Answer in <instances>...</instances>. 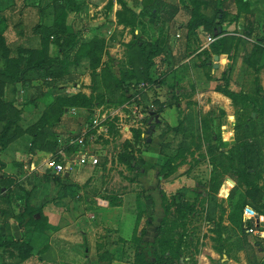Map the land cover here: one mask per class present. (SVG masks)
I'll list each match as a JSON object with an SVG mask.
<instances>
[{
  "label": "rangeland",
  "instance_id": "rangeland-1",
  "mask_svg": "<svg viewBox=\"0 0 264 264\" xmlns=\"http://www.w3.org/2000/svg\"><path fill=\"white\" fill-rule=\"evenodd\" d=\"M56 1L0 0V28L13 52L22 51L24 57L28 50L40 47L42 31L53 30L54 19L59 13ZM76 1L79 10L68 14L66 25L76 31L83 41L103 40L100 60L94 69L95 94L112 96L115 79L123 72L126 77L129 76V61H132L136 77L128 80L126 95L129 98L122 104L117 101L100 104L93 108L91 114L84 111L66 114L65 118L62 115L54 124L57 112L55 98L58 95L78 91L90 94L93 69L87 59H83L78 66L71 64L68 73L51 80L42 79L34 72L29 73L28 79L17 83L15 101L10 106L9 86L0 84V133L8 120L13 119L15 132L20 136L26 134V138L15 146L13 155L5 161L1 160L4 159V149L0 148V228L10 225V233L15 238L23 236L26 227L35 236L44 233L35 231L30 225L19 226L16 221V207L12 201L15 189L9 184L14 178L30 190L35 209L42 208L44 213L47 210L44 208L55 207L60 208L62 215L65 212L64 222L70 225L66 229L69 237L80 238V231L87 229L88 239L91 237L95 248L100 249L101 245L110 243V250L104 254L102 250V257H97L101 264H111L113 260L134 264V246L116 238L115 226L121 213L116 206L132 205L133 214L139 217L138 231L141 220L147 223V219L152 218L153 205L162 206L163 192L166 196L164 203L169 205L168 221L177 215L176 205L181 200L195 204L184 220L187 237L181 247L182 257L173 264H221L229 256L237 258L239 250L244 251L248 260L250 255H255L258 245L264 244L253 239V234L247 232L243 224L240 227L228 220L227 196L235 183L230 181L231 173L225 169L228 159L218 149L220 146L225 149L224 144L229 141L243 142L246 145V166L252 167L251 179L257 187H264V114L260 110L254 111L251 106L232 102L225 108L226 112L214 105V111L208 113L205 110V113L200 99H193L191 95L198 91L194 80H203L209 73L208 80L213 89L227 82L232 90L256 97L264 105V0H249V14L239 11L233 0H207L202 12L211 14L215 7H223L227 12L223 31L218 36L226 37L224 53L220 55H215L210 48V44L217 39L212 35V28L199 26L193 34L187 35L186 23L190 17L188 0H164L177 5L178 12L173 15L159 13L155 24L149 22L151 9L144 8L134 30L117 24L116 17L118 12L123 11L122 2L128 9L141 12L140 5L134 0ZM134 35L160 45V52L154 56V64L147 72L150 81L144 78L145 63L138 47L127 46ZM48 53L59 59L65 56L56 47L52 36L48 39ZM205 55L212 65L204 64L202 59ZM159 79L163 81L155 83ZM177 80L179 83H176ZM138 81H146L150 85L140 101L143 108L147 107L149 111L142 118L134 117L130 109L123 107L134 91L132 84ZM156 85L160 87L155 88ZM35 87L43 89L44 95L33 104L28 102V95L37 93ZM208 87V84L201 85L199 92ZM16 111H20L21 118L16 119ZM96 115L104 119L102 127L106 131L90 129L84 133L83 124ZM205 119L210 120V129L216 133L214 141L202 136ZM169 127L172 129L168 130ZM47 129L53 134H46ZM137 129L140 131L138 137L134 134ZM161 133L163 136H160ZM73 137H82L84 151L99 156L98 163L92 167L73 164L68 170L72 179L67 180L65 172H53L47 168L46 161L56 158L59 162H67L74 158L78 154L77 146L67 144ZM125 140L132 144L136 162L145 161L144 171L149 170L146 178L120 160L129 155L120 145ZM181 141L187 157L169 162ZM213 163L217 165V171L218 165L223 164L219 169L224 173V181L217 192L214 191L216 185L210 182ZM182 175L185 176L181 178ZM179 179L183 183L174 184ZM154 181H157L156 185ZM149 184L153 187L149 188ZM261 190V201L264 203V188ZM244 196L250 204H255L253 196ZM249 208L252 209V206ZM255 214L264 216L258 212ZM221 243L226 253L213 254ZM141 246L148 256L151 255L147 245L142 243ZM3 249L0 248V264H16L13 256ZM35 261L37 263L32 264H69Z\"/></svg>",
  "mask_w": 264,
  "mask_h": 264
},
{
  "label": "trees",
  "instance_id": "trees-1",
  "mask_svg": "<svg viewBox=\"0 0 264 264\" xmlns=\"http://www.w3.org/2000/svg\"><path fill=\"white\" fill-rule=\"evenodd\" d=\"M134 1L140 5L141 12H137V10L131 8L128 9V7L123 5L122 2L123 11L118 12L116 15L117 24H122L124 27H130L133 30L136 29L137 23L139 22L138 17L143 13L144 8L146 7L151 9L149 19L150 24H155L156 18L157 16H160L159 13L161 12H165L169 15H173L178 12L177 5L174 6L171 2L169 3L164 0ZM179 1L183 2L184 0ZM233 1L237 5L239 11H244L246 14L250 13L249 0ZM188 2L190 17L186 23L187 35L191 33L193 34L194 30H196L199 26H204L210 30L212 28V35L217 37V39L210 44V48L213 49L215 55L224 53L223 44L226 37L218 36L223 31L222 26L224 25V21L227 16L225 9L223 7H215L211 14H206L202 12V7L206 5L207 0H188ZM56 7L59 8V13L54 19L52 27L53 30L49 32L42 31L44 34L42 35L40 47L28 50L27 55L24 57L22 56V51L13 52L10 49L0 28V84L5 83L9 86V92L11 94L8 101L9 106L13 105V102L15 101L17 83L25 78L28 79L29 73L34 72L42 79L49 78L51 80L57 78L59 75L61 76L65 72L68 73V69L71 64L78 66L83 59H87L93 69V77H91V92L89 95L80 91L70 95H58L55 98L57 112L54 124L60 120L61 116L64 114V110L70 109L71 107L79 109V113L85 111L91 114L94 107L103 103H112L117 101L118 104H122L129 98L126 95L129 90L128 80L136 77V71L133 69L132 61H129L131 68V71H128L129 76L126 77L127 75H124L123 72V75L118 79H115L114 84L112 83V96L95 94L94 76L96 73H94V69L100 60V53L103 49V40L94 38L90 41H83L76 31L74 32L70 27H68V25H66L68 14L79 10L80 6L76 0H58L56 1ZM49 36L53 37L56 47L59 50H62L65 55L64 58L59 59L57 56L49 55ZM141 38L142 37L139 35H134L127 43V46L138 47L139 54L145 63L144 78L150 81L147 72H149L150 68L154 64V56L160 52V45L154 41H144ZM255 48H258V45H255ZM202 61L207 66L212 65L206 55L203 57ZM206 76L207 78H210L209 73H207ZM161 81L163 80L159 79L155 81V83H161ZM35 88L37 93L35 95H28L29 103H36V99L42 97L44 94L43 89L40 87ZM216 90L229 97L233 104L243 105L245 107L251 106L254 111L260 110L264 114V105L260 104L256 97L232 90L227 82L220 85ZM15 117L16 119L20 117V111L15 112ZM209 121L210 120L206 121L205 119L203 127L201 126L202 136L204 139L214 141L216 140V133L211 131ZM85 123L90 124L91 121L87 120ZM14 126L16 128L15 120L13 119H9L7 124L4 125L3 130L0 133L1 149H4L7 144L20 136V133L15 132L17 129H15ZM171 129V127L168 128V130ZM45 133L53 134L50 129H47ZM134 134L138 137L140 135V131L138 129L134 130ZM160 136H163V133H161ZM120 145L123 151H127L129 153V155L121 157L120 160L140 172L145 161L143 159L140 160L139 163L142 164L141 166L138 162H136L134 156L132 155L133 146L128 140H125ZM218 150L221 155L228 159L225 169L230 171V178L235 183L234 187L227 196L229 206L228 220L230 223H235L242 227V211L246 206H252V209L255 212L264 215V203L261 201V189L264 187H257L256 183L251 179L252 173L250 172V169L252 167L246 166V145L243 142H234V144L227 150L220 146ZM185 157H187V153L185 151L184 143L181 141L175 150L174 157H172L169 162L175 161L179 158L182 160ZM222 165H218L217 171V165L213 163L214 168L210 177V182H213L214 185H216L214 189L216 192L224 181V173L219 169ZM9 184H12L15 189L12 201L16 207L15 219L19 226L30 225L35 231L44 232L47 228V217L43 214L42 208L35 209L33 207L31 203L30 190L14 178L10 179ZM244 194L253 196L255 204H250L246 200ZM165 197V194L161 192V198L163 200L162 206L165 216L156 229L157 236L154 240L151 242L143 241V229L140 231V234L137 233V225L139 222L137 214L131 239L127 242L123 241L126 243L129 242V245L134 246V264H173V262H179L182 257L181 247L184 245L185 238L187 237L186 223L184 220L187 217V214L192 212L195 204L181 200L180 203L176 205L177 215L168 221L167 214L169 213V205L164 203ZM173 199H176V197ZM177 228L180 229L178 230ZM6 230H9V233H6ZM142 243L147 245L151 255H147L146 250L142 248L143 246H141ZM1 247H3V250L8 252L11 257L13 256L16 264H20L28 259L32 252L31 243L25 242L22 237L15 238L12 236L10 233V225L8 224H5L0 228V248ZM215 250L219 254L226 253V249L222 243L219 244Z\"/></svg>",
  "mask_w": 264,
  "mask_h": 264
},
{
  "label": "crops",
  "instance_id": "crops-1",
  "mask_svg": "<svg viewBox=\"0 0 264 264\" xmlns=\"http://www.w3.org/2000/svg\"><path fill=\"white\" fill-rule=\"evenodd\" d=\"M117 26V25H116ZM123 26V25H121ZM121 26L118 25L119 28ZM137 32V31H136ZM189 66H191V63H188ZM214 64V63H213ZM214 66V65H213ZM201 65L199 66V69ZM216 67V66H215ZM207 78V76H206ZM200 80L199 78L195 79V87L198 90L196 93L191 95L193 99L199 98L200 103L202 102L203 105V111L207 110V112H211L210 110L214 111V105H218V107L222 110H226L225 108L232 102L229 97L224 95L223 93L213 89V86L211 85V82H209L208 78L207 79ZM193 82V81H192ZM176 83H179L177 80ZM209 85L208 88H205L204 91L199 92V87L202 85ZM160 87L159 85H156V88ZM179 93V91H177ZM44 95V94H43ZM87 95V94H86ZM43 97V96H42ZM40 97V98H42ZM209 110V111H208ZM83 112V111H82ZM205 111V113H207ZM226 112V111H225ZM70 111L69 109L64 110V114L62 118H65L69 114ZM170 124V122H169ZM84 125V124H83ZM26 138V134L23 136H19L18 138L14 139L11 141L3 150V155L4 159H1L3 161L7 160L10 158L13 153H14V148L15 146L20 143L23 139ZM68 142V141H67ZM231 143V144H230ZM230 144V145H229ZM234 143L229 141L228 144L225 145V149L228 147H231ZM71 146V145H69ZM16 153V152H15ZM144 166V165H143ZM142 166L141 169V175H143L144 178L149 173V170L146 169L144 171V168ZM83 167H92V166H83ZM65 172V179H72L70 176V173L68 170L64 171ZM145 175V176H144ZM185 175H182L184 177ZM75 177V176H74ZM73 177V178H74ZM78 179L81 176H76ZM75 177V178H76ZM155 177L156 173H155ZM142 180V177H141ZM146 183V182H144ZM157 181H154V185H156ZM183 183L182 180H175L174 184H179L181 185ZM149 188H152L151 184H149ZM120 210V214L118 217V224L115 226V234H117V240L123 242V241H129L131 239V236L133 234V229L135 227V221H136V216L133 214V207L132 205H117L116 206ZM143 208V207H141ZM44 215L47 217V228L44 231L43 234L38 233L37 236L33 234L28 227L27 230L24 229L23 231V240L25 242H30L32 246V252L30 254V257L25 260L24 264H32L37 261H41V263L45 261H57V262H69V264H101V260H97V257L100 255L101 256V251L102 254H104L107 250H110V243L109 241H106L107 245H101L100 249H97L94 247V241H92L91 237L88 239V231L86 230H81L79 237L80 238H74V237H69L66 233V229L68 228V223L69 222H64V217L66 216L62 212L59 211L58 208L55 209H50L49 207L44 208ZM72 211L73 209L70 208ZM57 213V214H56ZM165 216V213L163 211V208L161 205H153V215L152 218H148V222L145 223L144 219L140 221L139 224V229L137 231L138 234H140V231L143 229L144 230V235L142 236V240L145 242H151L154 240V238L157 236L156 229L158 225L160 224L161 220ZM264 219V216H263ZM72 221V219H70ZM89 222V221H88ZM12 223V222H11ZM90 223V222H89ZM14 227V225H13ZM259 229L264 230V222L261 224ZM55 230H58L55 232ZM90 233V232H89ZM254 236L253 239H255L259 244H264V237H260L258 235L253 234ZM17 238V237H16ZM20 238V237H19ZM88 239V240H87ZM113 240V239H112ZM124 243V242H123ZM84 245V247H82ZM109 245V246H108ZM99 248V247H98ZM215 255H219L218 252L213 253ZM255 255H250L249 259L247 260L245 257V253L243 250H239L238 253L236 254L237 258H232V256H229L223 260L221 264H264V245H258L255 253ZM223 255V254H221ZM214 256V255H212ZM224 257V256H223ZM215 258V257H213ZM35 259V260H34ZM78 262V263H77ZM37 263V262H36ZM111 264H127L126 262L122 260H113Z\"/></svg>",
  "mask_w": 264,
  "mask_h": 264
},
{
  "label": "built area",
  "instance_id": "built-area-1",
  "mask_svg": "<svg viewBox=\"0 0 264 264\" xmlns=\"http://www.w3.org/2000/svg\"><path fill=\"white\" fill-rule=\"evenodd\" d=\"M156 88V86H154ZM133 93L130 99L123 105L124 108H128L132 111V115L136 118H142L144 115L149 113L147 107L143 108L141 105V97L146 94L150 88V85L146 81H139L138 83L132 84ZM70 113H77L80 110L72 107L69 109ZM81 113V112H80ZM104 118V117H103ZM102 117L96 115L91 123H84V133L87 130L94 129L96 132L106 131L102 126L103 125ZM68 145H76L78 154L67 162H59L56 158H51L46 161V166L48 169L52 170L55 173H61L72 168V165L80 166H95L98 163V156L96 153L90 151H84L83 149V138L82 137H73L67 142ZM264 222L263 216L255 214V211L246 206L243 209V227L247 232L264 237V230L259 229L260 223Z\"/></svg>",
  "mask_w": 264,
  "mask_h": 264
},
{
  "label": "water",
  "instance_id": "water-1",
  "mask_svg": "<svg viewBox=\"0 0 264 264\" xmlns=\"http://www.w3.org/2000/svg\"><path fill=\"white\" fill-rule=\"evenodd\" d=\"M232 183H234L232 180H230Z\"/></svg>",
  "mask_w": 264,
  "mask_h": 264
}]
</instances>
